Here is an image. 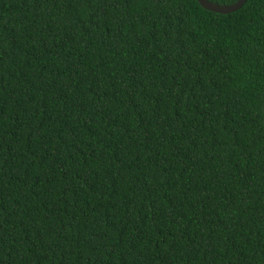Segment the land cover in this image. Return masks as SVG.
<instances>
[{"label":"trees","instance_id":"trees-1","mask_svg":"<svg viewBox=\"0 0 264 264\" xmlns=\"http://www.w3.org/2000/svg\"><path fill=\"white\" fill-rule=\"evenodd\" d=\"M0 264H264V0H0Z\"/></svg>","mask_w":264,"mask_h":264},{"label":"water","instance_id":"water-1","mask_svg":"<svg viewBox=\"0 0 264 264\" xmlns=\"http://www.w3.org/2000/svg\"><path fill=\"white\" fill-rule=\"evenodd\" d=\"M197 1L203 8L209 11L227 14L239 10L243 6L246 0H237L234 3L227 5L217 4L209 0H197Z\"/></svg>","mask_w":264,"mask_h":264}]
</instances>
